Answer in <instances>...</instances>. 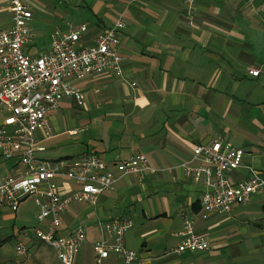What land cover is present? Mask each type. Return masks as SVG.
I'll return each mask as SVG.
<instances>
[{
    "label": "crops",
    "instance_id": "crops-1",
    "mask_svg": "<svg viewBox=\"0 0 264 264\" xmlns=\"http://www.w3.org/2000/svg\"><path fill=\"white\" fill-rule=\"evenodd\" d=\"M26 1L36 38L42 31L50 35L85 23L82 43L94 44L117 19L124 22L118 45L123 74L77 81L83 103L74 98L62 103L68 116L71 110L78 115L60 126L54 114L59 108L48 117L50 133L35 132L38 155L52 165L63 167L79 154L96 153L116 177L96 205L70 204L61 217L60 234L85 231L74 263L96 264L92 244L101 237V224L126 217L134 225L125 245L143 256V264H264L262 195L228 213L206 214L199 203L203 181L186 178L181 166L195 145L219 138L244 149V166L264 172V0H194L191 20L186 0ZM0 7L3 30L11 25V15L1 0ZM26 52L37 53L31 46ZM253 68L259 75L249 74ZM136 152L156 171L144 170L141 179L119 175L115 159ZM11 164L2 160L9 172ZM247 174V167L229 173L233 180ZM54 180L63 193L77 187L63 176ZM187 217L211 249L166 254ZM26 243L34 253L29 264H61L42 242ZM100 264L123 263L110 254Z\"/></svg>",
    "mask_w": 264,
    "mask_h": 264
},
{
    "label": "built area",
    "instance_id": "built-area-1",
    "mask_svg": "<svg viewBox=\"0 0 264 264\" xmlns=\"http://www.w3.org/2000/svg\"><path fill=\"white\" fill-rule=\"evenodd\" d=\"M11 15V25L0 30V207L17 209L28 198L38 206V226L32 234L51 247L61 264H75V256L85 242V231L79 227L72 233H59L61 217L70 204L96 205L104 192L113 188L116 177L108 164L96 153L85 152L66 162L63 167L37 153L35 132L47 136L49 115L58 110L65 98L83 103V95L76 86L92 75L123 74V57L118 50L122 18L104 30L94 44H83L87 25L81 23L65 30L57 28L51 34L50 47L30 54L26 48L35 41L29 26L33 12L26 0H1ZM188 16H194V0H186ZM1 8V7H0ZM249 74L259 75L258 69ZM72 130L71 133H75ZM245 151L231 142L212 138L193 148V155L182 163L184 176L192 181H203L200 206L206 214H225L234 205H246L255 195L264 199V172L244 166ZM2 160L11 161L10 171ZM16 165L21 167L15 171ZM119 175L138 174L151 170L146 156L136 152L127 159H115L112 164ZM247 167V176L233 180L229 173ZM55 176L68 178L75 186L65 193L54 180ZM194 220L187 217L184 227L176 232L174 247L166 254L207 252L208 238L194 231ZM131 218L115 217L101 224L102 234L92 244L94 262L100 264L116 254L123 264H143L145 259L137 250L125 245V234L133 227ZM28 237L29 233L24 230ZM19 241L15 252L21 259L10 264H29V251Z\"/></svg>",
    "mask_w": 264,
    "mask_h": 264
},
{
    "label": "rangeland",
    "instance_id": "rangeland-1",
    "mask_svg": "<svg viewBox=\"0 0 264 264\" xmlns=\"http://www.w3.org/2000/svg\"><path fill=\"white\" fill-rule=\"evenodd\" d=\"M50 35L48 30L42 31L37 38L35 37V41L29 45L31 46V53L48 49L45 47H48L47 44L50 40ZM67 113V107H65L62 103L60 109L54 113L56 124L58 123L61 126L65 123L66 125L71 116L73 117L78 115L75 114L73 110L70 112L72 113L71 116H68ZM37 212L38 206L32 198H28L23 201L17 209L11 210L7 207H0V240L7 236L10 237L9 241L0 246V264H10L11 262L22 258V256H18L15 252V247L19 241H24L26 243L27 240H38L33 236L31 231L33 227L39 225L36 218ZM24 230L29 233L28 237L24 236ZM45 246L49 249V252H51V256L55 257L56 254L54 250L47 244H45ZM27 247L30 255V262V260L33 261L34 253L30 250L31 246L29 247V245H27Z\"/></svg>",
    "mask_w": 264,
    "mask_h": 264
},
{
    "label": "trees",
    "instance_id": "trees-1",
    "mask_svg": "<svg viewBox=\"0 0 264 264\" xmlns=\"http://www.w3.org/2000/svg\"><path fill=\"white\" fill-rule=\"evenodd\" d=\"M9 239H10V237L7 236V237H5L4 239L0 240V246H1L2 244H4L5 242L9 241Z\"/></svg>",
    "mask_w": 264,
    "mask_h": 264
}]
</instances>
